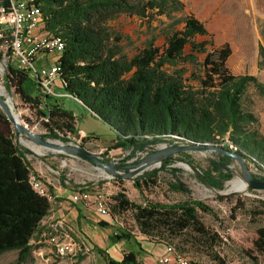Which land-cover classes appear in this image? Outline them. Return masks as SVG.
<instances>
[{
    "label": "trees",
    "instance_id": "16d2710c",
    "mask_svg": "<svg viewBox=\"0 0 264 264\" xmlns=\"http://www.w3.org/2000/svg\"><path fill=\"white\" fill-rule=\"evenodd\" d=\"M33 4L39 9L44 30L63 42L57 62L60 88L109 126L115 138L113 150L135 154L160 142L219 146L228 141L256 163L262 175L254 178L264 182V136L257 129L256 118L242 103L248 87L264 95V86L255 76L234 75L229 71L230 46L217 45L195 16L173 20L172 13L184 10L180 0H34ZM0 7L6 10L8 0H0ZM120 15L140 19L166 16L172 27L183 26L165 35L162 50L150 40L128 58L119 46V36L109 26ZM197 37L209 40L198 43ZM206 44L211 51L200 64V74L185 78L186 65H194L196 61L193 53H206ZM187 47L189 54L185 51ZM5 80L7 89L13 88L20 100L43 118L41 123L46 131L43 138L66 142L67 135L78 137L73 113L64 109L57 98L39 96L34 79L26 71L9 61ZM190 81H196V85ZM27 85L37 94H28ZM0 123L10 126L1 110ZM224 147L230 151L228 146ZM26 153L27 150L14 144L11 135L0 131V256L17 251L16 264L24 262L37 248L30 241L51 204L29 183L31 169ZM217 155L219 163L211 162V171L201 172V181L221 190L222 184L231 179L226 168L230 158L223 153ZM169 163L170 159L164 161L162 169ZM169 171L172 175L176 172ZM144 184L148 187L154 181L148 177ZM134 188L138 190L140 185L134 182ZM168 189L189 193L180 182L170 183ZM114 200V209L133 211L144 233L180 232L192 227L200 234H209L196 214L197 210L204 213L209 210L199 201L172 205L146 202L147 205L141 206L120 193ZM109 241L115 244L121 238L111 236ZM251 247L258 255H264V225L256 229ZM90 249L102 256L104 264H143L131 251L122 252L121 258L114 260L105 250L96 246Z\"/></svg>",
    "mask_w": 264,
    "mask_h": 264
},
{
    "label": "rangeland",
    "instance_id": "374dc122",
    "mask_svg": "<svg viewBox=\"0 0 264 264\" xmlns=\"http://www.w3.org/2000/svg\"><path fill=\"white\" fill-rule=\"evenodd\" d=\"M180 1L184 4V10L172 13L173 20L183 19L188 15L195 16L204 23L217 45L227 43L230 46L231 55L227 64L229 71L234 75L255 76L264 86V0ZM109 26L111 31L120 38L119 46L122 53L130 58L143 49L150 40L153 41L154 46L162 50L165 35L181 30L183 25L172 27V21L166 16L154 15L151 19H140L136 16L120 15ZM208 40L209 37L196 38L198 43ZM205 48L204 54L193 53L196 61L194 65H186L185 78L200 74V64L206 54L211 51L209 45L206 44ZM185 51L189 54V47ZM7 64L8 60L0 50V84L12 98L15 111L20 114L22 126H26L43 140L61 147L78 144L79 148L98 156L105 164H109L114 159L119 164L134 165V169H138L142 160L149 154L161 148L190 145L187 141L160 142L150 150L135 154L129 150H113L115 140L113 131L107 124L93 116L81 103L67 97L63 90L57 87L59 82L54 87V94L58 101L64 109L73 113L78 128L92 137H82L78 134L76 138L67 135L66 142L45 139L43 137L46 131L41 123L43 118L35 109L25 105L13 88L7 89L5 80ZM189 83L196 85V81ZM26 92L30 95L37 94L36 90L28 85ZM242 103L254 115L257 120V129L264 136V95H260L254 87L250 86ZM9 124L10 126H6L0 123V131L11 135L18 148L28 151L26 158L31 174L40 181L49 194L53 186H60L70 193L81 186H86L90 190L102 193L108 199L109 216L98 215L100 217L98 225L102 227L100 232L101 234L107 232L108 239L112 236L121 238L119 241L121 243L126 241V245H122L125 249H135L139 253H146L142 249L151 251L157 248L162 251L165 245H172L189 264H264V255H258L251 247L256 229L264 225V191L250 190L247 187L246 194L235 192L225 194L229 183L242 177V166L236 159L230 158L226 165L227 174H230L231 179L222 184L221 190H216L201 181V172L211 171V162L219 163L217 154L220 152L214 150L193 149L172 155L168 157L170 163L165 167L166 169H162L164 160H158L136 174L127 175L129 170H123L116 171L117 176H112L103 168L63 150L57 152L43 148L30 141L26 134L16 135L13 125ZM28 146H35L42 153L35 154ZM224 146H228L231 152L242 157L253 177L262 175L256 163L245 158V154L238 152V148L226 141L219 145L222 149L225 148ZM123 160L126 161L123 162ZM170 169L176 171L174 175L171 174ZM212 175L217 178L215 173ZM148 177L154 181V184L146 187L144 183L148 182ZM134 182L140 185L138 190L134 188ZM175 182L184 184L189 193L170 191L168 185ZM118 193L129 202L141 206L147 205L146 202L172 205L185 201H199L209 210L208 213L199 210L196 213L201 224L209 229V234H200L192 227L180 232L158 230L144 233L139 229L131 209L124 211L114 209V196ZM256 213L258 215H255ZM75 248L80 249L79 245ZM43 250V255L36 256L32 252L31 256L20 264H103L102 256L92 252L90 248L88 252L64 257L58 256L51 244L43 246ZM17 253V251H10L2 254L0 264H16ZM46 258L49 259L45 261ZM79 258L82 260L77 263Z\"/></svg>",
    "mask_w": 264,
    "mask_h": 264
},
{
    "label": "built area",
    "instance_id": "2783aa9c",
    "mask_svg": "<svg viewBox=\"0 0 264 264\" xmlns=\"http://www.w3.org/2000/svg\"><path fill=\"white\" fill-rule=\"evenodd\" d=\"M33 3L34 0H8L6 10L0 7V50L8 62L11 61L14 67L26 71L34 79L39 96L57 98L54 87L59 82L60 67L57 62L63 49V42L44 30L39 9ZM48 61L50 63L47 65ZM79 134L84 137L81 132ZM73 146L79 147L78 144ZM111 162L119 163L114 159ZM29 183L37 194L45 197L50 203L53 202V196L31 173ZM71 202L89 207L101 217L109 216L108 199L102 193L90 190L86 186L71 192ZM48 243L60 257L88 252L87 246H79L80 249H76L77 245L73 242H65L58 236L50 237ZM158 262L189 264L172 245L164 246Z\"/></svg>",
    "mask_w": 264,
    "mask_h": 264
},
{
    "label": "crops",
    "instance_id": "0c3cea01",
    "mask_svg": "<svg viewBox=\"0 0 264 264\" xmlns=\"http://www.w3.org/2000/svg\"><path fill=\"white\" fill-rule=\"evenodd\" d=\"M48 63L50 61L46 64L48 65ZM57 87L60 88V84ZM59 104L62 106L60 102ZM80 132L85 137H92L79 129ZM51 194L54 199L50 204L48 214L41 220L37 231L30 241V244L37 246L33 251L34 255H43V246L49 245L48 239L52 236H58L61 240L73 242L75 245L87 246L88 248L96 246L101 250H105L108 257L114 260H119L122 252L131 251L136 254L137 259L143 264H159L158 260L164 248L162 251L157 248H153L151 251L142 249L146 253H150L146 254L139 253L135 249H125L122 245L125 246L126 241L112 244L108 239L107 232L101 234L100 229L102 227L98 225L100 217H98L96 212L82 204L72 203L71 193L60 186H53ZM48 259L46 258L45 261Z\"/></svg>",
    "mask_w": 264,
    "mask_h": 264
},
{
    "label": "water",
    "instance_id": "95a60500",
    "mask_svg": "<svg viewBox=\"0 0 264 264\" xmlns=\"http://www.w3.org/2000/svg\"><path fill=\"white\" fill-rule=\"evenodd\" d=\"M6 102H7L6 100H3L2 98H0V110L2 111L4 116L6 117L7 121L13 125L14 133L16 135H18L20 133L26 134L29 136L30 141L37 143L38 145L42 146L43 148H46V149H49L52 151H57V152H61V150H63V151H65L71 155L77 156V157H79V158H81L87 162L93 163V164L97 165L98 167L103 168L112 176H117L116 171H123V170H129L127 175L136 174L139 171L143 170L144 168L148 167L149 165H152L154 162H156L158 160L166 161L168 159V157L175 155V154L185 152V151H189V150H193V149L194 150H214V151L225 154L229 158L236 159L241 164V166H242V178L244 179L247 187L250 190L264 191V182L255 179L249 173L246 165L244 164V162L242 160V157L239 154L224 150L221 147L216 146L214 144H206V143H204V144H191V143H188L190 145L161 148L155 152H152L146 158H144L140 164L141 166L138 169H134L133 168L134 165H131V164L123 165V164L113 163V162H110L109 164H105L102 162V160L98 156L90 153L89 151L83 150V149H81L79 147H75V146H67V147L58 146L56 144L50 143L46 140H43L42 138H40L37 135L32 134V132L28 128L16 124L11 117L10 108L8 106H5Z\"/></svg>",
    "mask_w": 264,
    "mask_h": 264
},
{
    "label": "bare ground",
    "instance_id": "6f19581e",
    "mask_svg": "<svg viewBox=\"0 0 264 264\" xmlns=\"http://www.w3.org/2000/svg\"><path fill=\"white\" fill-rule=\"evenodd\" d=\"M0 98H2L3 100H6V104L5 106H8L10 108V111H11V117L13 119V121L18 124V125H21V122H20V114L17 113L15 111V107H14V103H13V100L12 98L8 95V93L6 92L4 86L2 84H0ZM23 127H26V126H23ZM27 128V127H26ZM33 134V133H32ZM21 142L24 144L23 140H21ZM27 144V142H26ZM29 148H31L32 152L35 153V154H41V150L35 148L34 147H30L28 146ZM42 149V148H41ZM52 152V151H51ZM247 185H246V182L244 181V179L241 177H238L234 180H232L229 185H228V188L225 192V194L227 193H240V194H246L247 193Z\"/></svg>",
    "mask_w": 264,
    "mask_h": 264
}]
</instances>
